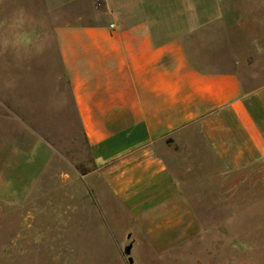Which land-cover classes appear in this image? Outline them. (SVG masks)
<instances>
[{"label": "rangeland", "instance_id": "obj_1", "mask_svg": "<svg viewBox=\"0 0 264 264\" xmlns=\"http://www.w3.org/2000/svg\"><path fill=\"white\" fill-rule=\"evenodd\" d=\"M144 1L121 6L123 23L153 18L182 36L198 69L264 85V0ZM43 3L0 0V264H129L130 239L133 264H264V161L205 181L198 152L167 150L191 228H152L113 195L85 145ZM179 138L170 141L190 144Z\"/></svg>", "mask_w": 264, "mask_h": 264}, {"label": "crops", "instance_id": "obj_2", "mask_svg": "<svg viewBox=\"0 0 264 264\" xmlns=\"http://www.w3.org/2000/svg\"><path fill=\"white\" fill-rule=\"evenodd\" d=\"M43 4L45 33L85 145L113 195L144 224L174 229L197 222L167 150L198 152L197 173L205 181L264 161V85L247 90L234 71L198 69L182 36L156 29L153 18L123 23L119 9L134 0ZM175 137L190 144L171 142Z\"/></svg>", "mask_w": 264, "mask_h": 264}, {"label": "water", "instance_id": "obj_3", "mask_svg": "<svg viewBox=\"0 0 264 264\" xmlns=\"http://www.w3.org/2000/svg\"><path fill=\"white\" fill-rule=\"evenodd\" d=\"M126 238L130 239L131 233H128ZM132 246H133V240L130 239V241L126 245H124V247H123V255L127 257V261L129 264H133V259L131 256Z\"/></svg>", "mask_w": 264, "mask_h": 264}]
</instances>
